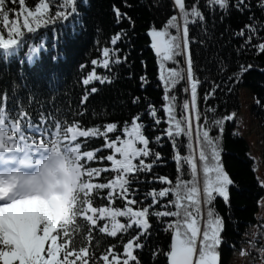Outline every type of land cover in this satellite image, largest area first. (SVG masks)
I'll list each match as a JSON object with an SVG mask.
<instances>
[{"label":"trees","instance_id":"trees-1","mask_svg":"<svg viewBox=\"0 0 264 264\" xmlns=\"http://www.w3.org/2000/svg\"><path fill=\"white\" fill-rule=\"evenodd\" d=\"M39 2L40 0H25L24 7L34 12ZM45 2L49 3L48 13L44 16L47 25H41L38 29L40 37L37 39L28 34L23 27V17L27 13L22 11L19 0H6V7L11 10L9 19H17L20 30L30 38L16 51L14 57L0 55V107L6 106L17 121L21 119L18 115L21 111H26L34 123H38L41 116H45L53 132L56 131L55 124L61 123L62 128L59 133L52 137L59 139L61 146L67 142L64 140L66 127L78 124L77 131L97 128L105 132L107 124H117L116 132L77 137V140L72 142L80 143L81 151L94 152L92 161H88L84 155L81 157L84 171L81 180L92 184L107 183L115 179L117 173L112 170V162L106 157L113 155L119 159L120 156L114 149L106 147V144L116 136H120L121 141L127 140L129 137L123 131L126 122L130 129L132 117L141 115L140 122L145 125L142 129L143 134L150 140L149 148L160 153L162 157L161 162L151 173H141L138 180L131 184V188L136 192V199L144 201V206H147L151 203V198L145 200V193L153 189L169 187L167 184L154 182V177L165 176L174 184L178 167L174 159L176 149L164 131L169 124L168 116L163 110L167 102L164 99V82L160 79L162 57L154 54L147 33L153 27L159 30L171 16L177 14L178 9L174 8L173 0H74L76 11L67 19H63L56 18V12L64 11L67 14L71 11L72 5L61 7L63 0H45ZM257 2L258 0H250L251 8L241 13L231 6L235 3V0H231L225 15L219 8L215 11L210 10L206 6L207 0H198L206 22L189 24V35L193 38L189 51L195 76L200 81L197 91L198 109L202 119L195 120V123L202 141L203 126L205 124L211 126L214 121L223 120L222 130L220 126H212L210 136L220 137L221 163L234 182L230 186L229 204L219 197L215 200V210L225 220V229L222 233L224 243L218 247L221 264H230L229 260L234 252L240 251L244 244L254 243L248 237V229L261 225L256 215L259 210V200L264 195V187L256 176L255 161L249 154V143L236 132L234 119L235 113L240 108L239 91L246 88L251 93V113L261 127L264 143V54H259L251 47L241 48L245 38L235 34L249 23L250 16H254L256 21L264 24V11L257 6ZM194 3H197V0H186L189 7ZM114 7L130 16L132 22L123 20L117 23ZM17 12H21L20 17L16 16ZM31 19L29 17V20ZM0 29L3 30L0 31V36L7 39V28L2 21H0ZM121 30L127 32V36L117 41L116 45H112L111 39ZM170 32L175 34L176 29L172 28ZM261 37H264V30L254 38L253 43L258 42ZM34 46L37 51L30 61L28 55ZM105 47L110 50L119 49L118 52L112 53L107 68L103 66ZM116 57L122 62L115 63ZM124 57L127 59L124 60ZM93 60H96L97 64H92ZM176 60L177 63L163 61L165 77L168 75V69L174 68L186 75L185 56H178ZM249 64L253 65L251 70L244 73L242 78L229 82L228 78L238 72L241 65ZM90 74L107 79L104 83L92 80L89 85H84L83 80ZM141 77H145L147 81L143 85ZM216 85H220L216 94L204 101L205 93L210 92ZM187 86L186 79L177 86L174 93L177 96L175 112L177 118L181 114L188 118L184 127L188 128L190 125L192 137L194 121L191 112L181 107L190 100V91H184ZM93 87L97 89L94 93L91 92ZM85 96H87L86 101H84ZM137 98L139 102L133 103ZM257 100L261 102L259 105ZM150 105L157 109V115L162 120L158 126L148 115ZM70 135L71 133L68 134ZM157 136L163 137L159 144L155 143ZM33 139L39 142L40 137L36 136ZM177 142L181 156L191 152L194 159L199 162L193 151L192 138H189L187 133ZM116 146L119 147L120 142H117ZM137 147L143 148V145L137 143ZM8 150L13 152L16 159L20 158L19 153L11 148ZM144 159L147 163L152 157ZM262 159L264 161V148ZM133 163L138 161L133 160ZM90 169L102 171L99 176L89 177L87 171ZM104 169L107 171H103ZM185 172L187 173L183 177L185 180L193 179L187 166ZM197 179L202 181V173ZM109 191L111 189H93L91 194L93 207L124 210L127 202L119 196L110 202L107 198ZM173 199L171 193L168 197L161 198L163 204ZM132 207L137 210L136 205ZM169 208L175 211L173 206L169 205ZM157 210L163 209L157 206ZM87 215L93 214L88 212ZM96 215L98 216V213ZM116 219L120 223H127L126 217H116ZM175 219V217L158 219L155 216L149 218L152 227L148 235L141 240L144 246L134 252L139 264H168L166 253L170 250L172 232L165 229L167 223ZM197 219L199 226L201 224L203 228L206 210H202ZM77 221L83 226L76 237L77 249L81 246L79 242L83 241L86 247L94 250V255L99 259L115 244L123 256L122 241L99 231V228L105 225L111 230L110 218L98 219L95 226L83 216H78ZM56 232H61V236L57 237L59 244L63 229L57 225L52 234ZM89 235L91 239H88ZM118 236H123V243L129 238V234L125 233H118ZM49 245L50 241L46 242L45 249ZM258 246L264 247V243ZM58 258H63V251ZM69 259L74 257L70 256ZM76 264L79 262L77 261ZM89 264L95 262L89 261ZM99 264H103V261L100 260Z\"/></svg>","mask_w":264,"mask_h":264},{"label":"snow or ice","instance_id":"snow-or-ice-1","mask_svg":"<svg viewBox=\"0 0 264 264\" xmlns=\"http://www.w3.org/2000/svg\"><path fill=\"white\" fill-rule=\"evenodd\" d=\"M19 3L22 11L27 13L23 17V27L28 34L38 39L40 37L38 29L41 25H47L44 16L48 13L49 3L40 0L34 12L24 7L25 0H19ZM230 3L231 0H207L206 6L212 11L219 8L226 15ZM69 5H72L71 11L67 14L64 11H57L56 18L67 19L76 11L74 0H63L61 7ZM173 6L178 9L177 14L171 16L159 30L155 27L151 28L148 35L152 38L151 47L156 51L157 56L162 57L160 79L164 82V99L167 102L163 106V110L168 116L167 122L169 124V127L164 131L176 149L174 159L178 167L175 183L173 184L165 176L154 177V182L158 181L161 184L169 185V187L159 190L153 189L145 193V200L151 198V203L147 206H144V201L136 199V192L131 188V184L138 180L141 173H151L153 168L162 160L160 153L149 148L150 140L143 134L142 129L145 125L140 122L142 116L138 114L132 117L130 129L127 122L124 126L123 131L129 137L127 140L121 141V137L116 136L114 140L106 144V147L114 149L115 153H119L120 156L119 159L113 155L106 157L108 161L112 162V170L117 173L115 179L99 184L82 182L74 199L71 198L72 189L67 184L64 192H53L49 196H42L16 192L11 184L0 180V245L3 246L0 247V262L2 264H76L77 261L79 264H89V261L99 264L100 260L103 261V264H130V262L139 264L138 257L134 252L144 246L141 240L148 235L152 227L149 222L151 216L158 219L163 217L176 218L174 221L168 222L165 229L172 232L170 250L166 253L168 264H217L219 259L218 247L224 243L222 233L225 229V220L216 212L215 200L219 197L226 204H229L230 186L234 182L221 163L220 137L210 136L212 126H220L222 130V119L214 121L211 126L209 124L203 126L202 141L199 131H197L196 142L200 147L199 162L194 159L191 152L184 156L180 155L177 141L185 133L191 138V127L190 125L188 128L184 127L188 118L183 114L177 118L175 112L177 96L174 93L178 84L186 79L188 86L185 87L184 91H190V100L181 107L190 110L194 119L200 121L202 116L198 109L197 91L200 81L195 76L189 51L190 44L193 42V38L189 35V24L197 22L203 24L206 22V18L199 8L198 0L190 7L186 4V0H173ZM231 6L243 13L251 8V3L250 0H235ZM257 6L261 11H264V0H258ZM10 12L11 10L6 7V0H0V21L7 28V39L0 36V55L4 57H14L16 51L30 38L20 30L17 19H9ZM114 12L117 23L123 20L132 22V18L118 8L114 7ZM16 16L20 17L21 12H17ZM29 17L32 19L29 20ZM9 25L11 26L9 27ZM172 28L176 29L175 34L170 32ZM261 30H264V24L256 21L254 16H250L249 23L235 33L245 38V43L241 45V48L251 47L257 50L259 54H264V37L253 43L254 38L259 36ZM0 31L3 30L0 29ZM126 36L127 32L121 30L113 36L111 44L116 45L117 41ZM36 51L35 46L30 49L28 55L30 61ZM118 51L119 49L110 50L107 47L103 49L105 57L103 66L105 68L109 66V58L112 53ZM178 56H185L186 75L174 68L168 69V75L165 77L163 61L177 63L176 57ZM126 59L124 57V60ZM114 62L121 63L122 61L116 57ZM92 64H97V61L93 60ZM252 68L253 65L251 64L241 65L239 71L228 78L229 82L242 78L243 74ZM106 79L90 74L83 80V84L89 85L92 80H99L100 83H104ZM141 81L142 85L147 82L145 77H141ZM219 88L220 85H216L210 92L205 93L204 101L214 96ZM96 91L95 87L91 88V92ZM86 100L87 96L84 97V101ZM138 102L139 98L133 100V103ZM260 103L257 100V104ZM209 111L214 112L215 109H209ZM18 115L21 117L19 121L14 118L12 112L7 110L6 106L0 107V149L3 150L0 151V154L11 148L26 157H39L49 148L55 151L63 147L64 151L74 156L75 167L78 169L80 178L84 175L80 155L82 145L76 143L75 146H72V142L76 141L77 137L106 135V133L116 132L118 128L117 124L109 123L106 125L105 132H101L97 128L77 131L79 125L74 124L66 127L64 140L67 142L61 146L59 139L52 138L62 128L61 123L55 124L56 131L53 132L45 116H41L40 121L34 123L26 111H21ZM148 115L154 119L157 126L162 123L161 118L157 115V109L151 105L148 109ZM228 119H232V117H228ZM69 133H71L70 137L68 136ZM36 136L40 137L39 142L33 139ZM162 138V136H157L155 143L159 144ZM117 142H120L119 147L116 146ZM137 143L143 145V148L137 147ZM83 155L88 161L94 159L93 151H86ZM145 157H152V159L146 163ZM133 160H137L138 163L134 164ZM185 166H187L193 179L185 180L183 178L187 174ZM101 171L100 169H90L87 171V175L89 177L99 176ZM103 171H107V169ZM200 173H202V181L197 179ZM93 189H111L108 192V200L111 202L117 196L124 199L127 202L124 210L93 207L91 195ZM81 193H83V197H81ZM170 193L174 199L163 204L161 198L168 197ZM132 205H136L137 210H134ZM169 205L173 206L175 211L171 210ZM157 206L163 210H157ZM202 210H206L203 228L199 226L197 219ZM88 212L93 215H87ZM78 216H83L94 226L97 225L98 219L110 218L111 230L105 225L100 227L99 231L122 241L123 256L115 244L106 250L99 259L94 255V250L86 247L83 241L79 242L81 246L77 249L78 240L76 237L83 228L77 221ZM116 217H126L127 223H120ZM57 225L63 229L59 244H57V237L61 236V232L52 234ZM133 230L135 231L133 232ZM118 233L129 234L126 243H123V236H118ZM88 239H91L90 235ZM49 241L50 245L45 249V243ZM61 251H63L62 259L58 258ZM260 253L264 258V247L260 249ZM70 256L74 259H69Z\"/></svg>","mask_w":264,"mask_h":264},{"label":"rangeland","instance_id":"rangeland-1","mask_svg":"<svg viewBox=\"0 0 264 264\" xmlns=\"http://www.w3.org/2000/svg\"><path fill=\"white\" fill-rule=\"evenodd\" d=\"M239 97L240 108L234 115L235 130L248 141L250 146L249 154L255 161L256 176L264 187V161L262 159L264 143L261 134V127L257 119L251 113L252 97L250 91L246 88L240 89ZM191 117L194 121L191 138L193 143V151L197 157L194 140V128L196 127L198 129V126L197 123H195L193 114H191ZM75 144L76 143H72V146H75ZM84 152L86 151L80 150L81 157L83 156ZM197 160H199V157H197ZM23 161L25 162L24 168L27 169L25 171L27 174L36 171V165L39 164V162L35 163L31 161L30 158H25ZM21 167L22 164L20 161L14 159L10 151H5L0 154V180L8 183L12 179V174L17 170H20ZM256 216L261 225H256L248 229V237L250 240H253L254 243L250 242L244 244L240 251L234 252L230 257V264H264V258H262L260 253V249L262 247L258 246L264 243V195L259 200V210Z\"/></svg>","mask_w":264,"mask_h":264},{"label":"clouds","instance_id":"clouds-1","mask_svg":"<svg viewBox=\"0 0 264 264\" xmlns=\"http://www.w3.org/2000/svg\"><path fill=\"white\" fill-rule=\"evenodd\" d=\"M37 158L40 162L35 172L21 174L17 171L12 174L8 183L13 186V190L22 194L49 196L53 192H64L67 184L72 189L71 198L74 199L82 184L74 156L61 147L55 151L49 148L42 158Z\"/></svg>","mask_w":264,"mask_h":264},{"label":"water","instance_id":"water-1","mask_svg":"<svg viewBox=\"0 0 264 264\" xmlns=\"http://www.w3.org/2000/svg\"><path fill=\"white\" fill-rule=\"evenodd\" d=\"M147 35H148V33H147ZM148 37H149V39H150V43L152 44V38H151L149 35H148ZM152 50H153L154 54L157 55V54H156V51H155L153 48H152ZM197 131H198V129L195 127V128H194V140H195V147H196L197 157H199L200 147H199V145H198L197 142H196V134H197ZM218 255H219V254H218ZM217 264H221L220 255H219V259H218Z\"/></svg>","mask_w":264,"mask_h":264}]
</instances>
